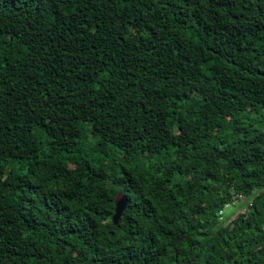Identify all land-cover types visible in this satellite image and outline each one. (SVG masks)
Masks as SVG:
<instances>
[{"label":"trees","instance_id":"trees-1","mask_svg":"<svg viewBox=\"0 0 264 264\" xmlns=\"http://www.w3.org/2000/svg\"><path fill=\"white\" fill-rule=\"evenodd\" d=\"M0 264H264V0H0Z\"/></svg>","mask_w":264,"mask_h":264},{"label":"rangeland","instance_id":"rangeland-1","mask_svg":"<svg viewBox=\"0 0 264 264\" xmlns=\"http://www.w3.org/2000/svg\"><path fill=\"white\" fill-rule=\"evenodd\" d=\"M244 201V200H243ZM243 206L244 203H242L240 200L238 202H232L230 205H228L223 210V218L220 217V220L223 221L222 223L225 224L229 222L236 214L242 213L245 211V208H239L240 206Z\"/></svg>","mask_w":264,"mask_h":264},{"label":"water","instance_id":"water-1","mask_svg":"<svg viewBox=\"0 0 264 264\" xmlns=\"http://www.w3.org/2000/svg\"><path fill=\"white\" fill-rule=\"evenodd\" d=\"M125 207V199L123 196L118 195L116 196L114 200V210H113V215L111 217V222L113 225H116L118 222V219L120 217V214L124 210Z\"/></svg>","mask_w":264,"mask_h":264}]
</instances>
